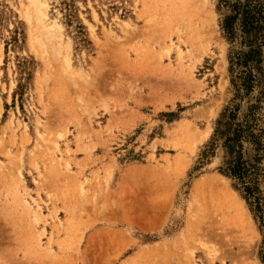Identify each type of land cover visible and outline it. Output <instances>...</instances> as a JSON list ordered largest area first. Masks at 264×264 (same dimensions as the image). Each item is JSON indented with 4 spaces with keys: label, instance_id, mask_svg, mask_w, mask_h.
Segmentation results:
<instances>
[{
    "label": "rangeland",
    "instance_id": "374dc122",
    "mask_svg": "<svg viewBox=\"0 0 264 264\" xmlns=\"http://www.w3.org/2000/svg\"><path fill=\"white\" fill-rule=\"evenodd\" d=\"M235 1L0 0V264H264V45L259 70L223 34Z\"/></svg>",
    "mask_w": 264,
    "mask_h": 264
},
{
    "label": "trees",
    "instance_id": "16d2710c",
    "mask_svg": "<svg viewBox=\"0 0 264 264\" xmlns=\"http://www.w3.org/2000/svg\"><path fill=\"white\" fill-rule=\"evenodd\" d=\"M230 12L223 18L222 31L227 39L232 40L236 37L240 41L248 43L249 50L243 59L246 64L251 63L254 68L260 70L261 47L264 45V0H236L228 5ZM250 79L251 73H249ZM240 137L237 131L233 140ZM244 165L239 158H236L229 168V175L238 181L244 177ZM248 197L253 198V211H256L258 218L262 220L264 212L259 204V199L252 195L251 190L245 186L244 189ZM251 205V203H249ZM262 225H264L262 223ZM261 260L264 263V252L261 253Z\"/></svg>",
    "mask_w": 264,
    "mask_h": 264
},
{
    "label": "bare ground",
    "instance_id": "6f19581e",
    "mask_svg": "<svg viewBox=\"0 0 264 264\" xmlns=\"http://www.w3.org/2000/svg\"><path fill=\"white\" fill-rule=\"evenodd\" d=\"M31 5H34V9L37 10V0H31ZM32 12H34V10H32ZM41 12V10H40ZM43 14V12L41 13ZM36 16V14H34ZM30 19V17H28ZM38 18V17H36ZM39 19V18H38ZM38 19H36L38 21ZM28 20V19H27ZM39 22H40V19H39ZM42 26V24H41ZM39 39V38H38ZM41 41V39H40ZM242 218V217H241ZM239 226V225H238ZM243 226V225H242ZM210 258L212 259L213 256L215 257L214 254H209ZM47 260H45L43 257L41 256H37V255H33L31 254V256H28V255H24V257L21 259L20 261V264H47L49 263L48 261L46 262ZM50 261V260H49ZM50 264V263H49ZM53 264V263H52Z\"/></svg>",
    "mask_w": 264,
    "mask_h": 264
}]
</instances>
